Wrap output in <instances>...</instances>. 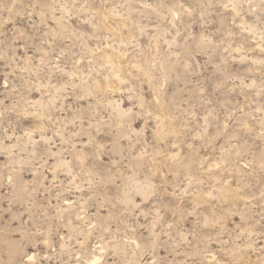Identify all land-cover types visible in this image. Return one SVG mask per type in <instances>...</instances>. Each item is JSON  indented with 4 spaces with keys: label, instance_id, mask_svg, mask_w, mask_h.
Masks as SVG:
<instances>
[{
    "label": "rangeland",
    "instance_id": "obj_1",
    "mask_svg": "<svg viewBox=\"0 0 264 264\" xmlns=\"http://www.w3.org/2000/svg\"><path fill=\"white\" fill-rule=\"evenodd\" d=\"M130 238L142 264H264V0H0V264H135L91 262Z\"/></svg>",
    "mask_w": 264,
    "mask_h": 264
},
{
    "label": "bare ground",
    "instance_id": "obj_2",
    "mask_svg": "<svg viewBox=\"0 0 264 264\" xmlns=\"http://www.w3.org/2000/svg\"><path fill=\"white\" fill-rule=\"evenodd\" d=\"M237 3V2H236ZM47 6V5H46ZM236 9V8H235ZM254 9V8H253ZM108 14V13H107ZM105 22V21H104ZM120 22V21H119ZM59 25V24H58ZM61 25V24H60ZM109 25V24H108ZM66 26V25H65ZM62 28H63V26H61ZM68 29V28H67ZM113 32V31H112ZM120 32V31H119ZM74 35V34H73ZM105 53V52H104ZM102 57H103V59H104V62L106 63V64H108V65H110V66H112V68H114L116 71L118 70V72L119 71H121V69H123L122 68V64H123V62H122V58L119 56V55H116L115 53H105V54H102ZM258 62H260V61H258ZM124 66V65H123ZM108 67V66H107ZM134 70L133 71H135L136 73H138L140 70H139V68L137 69L136 67H134L133 68ZM113 70V69H112ZM124 73V72H123ZM140 73V72H139ZM121 78L122 77H120V74H116L115 76H114V79L115 80H113V81H116V82H120V80H121ZM110 79V78H109ZM108 81V80H107ZM151 82V81H150ZM83 84V83H82ZM104 85V84H103ZM112 85V84H111ZM97 86V85H96ZM116 87V86H115ZM120 88V87H119ZM94 89H96L94 86L92 87V88H90L89 89V91H93ZM100 88H98V90H99ZM83 90V89H82ZM105 90V89H104ZM88 92V91H87ZM96 92V91H95ZM159 101H160V97H159V95L156 93L155 94V102H156V104L157 105H160V103H159ZM106 105V104H105ZM43 106H44V109H48L49 107H50V104H43ZM45 111V110H44ZM112 112H114V111H112ZM116 112V118L118 119V121L120 120L121 122H122V120H123V118H125V116H126V112L122 109V107L121 108H117V110L115 111ZM130 116H131V114H130ZM113 119V118H112ZM47 120V119H46ZM114 120V119H113ZM110 122V121H109ZM105 125V124H104ZM157 125H158V127H159V129H158V132H157V137L159 138V139H161L162 137H164L165 138V136H166V134H173L176 130H174V128H173V126H172V124L166 119V118H164L163 116H161L160 118H157ZM110 127V126H109ZM121 127V126H120ZM128 128V127H127ZM176 129V128H175ZM135 132V131H134ZM165 135V136H164ZM63 138V137H62ZM47 139V138H46ZM50 139V138H49ZM117 140V139H116ZM42 141V140H41ZM180 141V140H179ZM44 142V141H43ZM42 142V143H43ZM120 142V141H119ZM118 142V143H119ZM200 142V141H199ZM177 143V142H176ZM45 144V143H44ZM38 145V144H37ZM116 145V144H115ZM35 146V145H34ZM176 147V146H175ZM79 151V150H78ZM210 151H211V148H209V149H206V148H204V149H199V154L202 156V158H204L203 159V163H202V168L203 169H206V168H211V167H213L214 165H213V163L214 162H212L210 159L208 160H206V158L209 156V154H210ZM73 152V151H72ZM78 153V152H77ZM169 153V152H168ZM34 155V154H33ZM74 155V154H73ZM139 155V154H138ZM13 156V155H12ZM17 156V155H16ZM77 156H78V158L79 159H81L82 161H84L85 159H84V155L83 154H81V153H78L77 154ZM76 156V157H77ZM13 158V157H12ZM75 159V158H74ZM235 159V157L232 155V156H230L229 154L227 155V160H229L231 163H232V167L234 168V169H236L237 170V172H239V173H243V172H246V169H247V165H245L244 163L242 164V165H239V164H237V163H234V160ZM18 161V160H17ZM154 161V160H153ZM78 162V161H77ZM144 162V161H143ZM152 162V161H151ZM242 162V161H241ZM58 163V165H60L61 167H62V169H64L65 168V170H67V172H71L70 171V167H69V163L67 162V161H59V162H57ZM135 164V163H134ZM144 164V163H143ZM55 165H57V164H55ZM57 165V166H58ZM200 165V164H199ZM135 166V165H134ZM143 168H144V166L143 165H141ZM156 166V165H155ZM168 167V166H167ZM180 167H181V163H180V160H179V158H178V156H175V158H174V162H173V164L172 165H170L168 168H169V170L172 172V173H176L179 169H180ZM218 167V166H217ZM35 169V168H34ZM137 169V168H136ZM154 169V168H153ZM156 169V168H155ZM189 169V168H188ZM249 170V169H248ZM211 171V170H210ZM218 171V170H217ZM160 172V171H159ZM215 172V171H214ZM157 173V172H156ZM161 173V172H160ZM162 174V173H161ZM243 174H245L246 175V173H243ZM249 174V173H248ZM135 175V174H134ZM244 175V176H245ZM136 176H137V173H136ZM135 176V177H136ZM151 176H152V174H151ZM238 176V175H237ZM132 179V178H131ZM134 179V178H133ZM132 179V180H133ZM137 179V178H136ZM155 179V178H154ZM239 179V178H238ZM112 180V179H111ZM111 180H109V181H111ZM220 180V179H219ZM135 181V180H134ZM164 181V180H163ZM217 181V180H216ZM221 181V180H220ZM104 182V181H103ZM132 182V181H131ZM130 182V183H131ZM135 182H137V181H135ZM218 182V181H217ZM105 183V182H104ZM108 183V182H107ZM129 183V184H130ZM133 183V182H132ZM149 186V185H148ZM122 188V187H121ZM126 189H127V187H126ZM153 188H152V186H149L147 189L145 188V187H143V185H140V184H131L130 186H129V188H128V190H127V192L125 191V194H124V201H125V203H127V204H129V203H132L133 202V194H139L140 196H142V197H146L147 195H148V193L152 190ZM15 190H16V192H18V193H20L21 192V186L20 185H17V186H15ZM159 193V192H158ZM199 194V193H198ZM138 195V196H139ZM162 197V196H161ZM218 197L220 198V200H222V201H235V200H238V199H240V196H239V193H238V191H236L234 188H232V187H228V185L227 186H220L219 188H218ZM106 198V197H105ZM122 198V197H121ZM110 200V199H109ZM195 202H196V204L198 203V204H200V203H203V202H206V196H202V195H200V196H198V197H196L195 199ZM208 200V199H207ZM135 201V200H134ZM166 205V204H165ZM72 206V205H71ZM168 207V206H167ZM179 207V206H178ZM210 207V206H209ZM164 208V207H163ZM176 208V207H175ZM70 209V208H69ZM160 210V209H159ZM178 210V209H177ZM183 210V209H182ZM161 213H163V212H161ZM175 213V212H174ZM176 214V213H175ZM174 215V214H173ZM101 216V215H100ZM57 217V216H56ZM61 217H66V214H65V212H62L61 213ZM102 217V216H101ZM62 219V218H61ZM65 219V218H64ZM105 219V218H104ZM181 219V218H180ZM103 221V220H102ZM220 222H221V220H220ZM220 222H219V220H214V219H212V217L211 218H206V225L207 224H209V225H213L214 227L216 226V227H220ZM107 223V222H106ZM157 223V222H156ZM122 224V223H121ZM161 225V224H160ZM118 226V225H117ZM151 226V225H150ZM222 227V226H221ZM70 228H71V230L72 229H74L75 230V228H73L72 226H70ZM153 228V227H152ZM151 231V230H150ZM127 238V237H126ZM46 239V238H45ZM123 240V239H122ZM46 241V240H45ZM122 242V241H121ZM143 242V241H142ZM157 243V242H156ZM49 244V243H48ZM116 244V243H115ZM159 244V243H158ZM19 245V244H18ZM17 245V246H18ZM51 245V244H50ZM63 247V246H62ZM248 247H250V246H248ZM129 248H131V249H133L134 250V252H135V256H134V258H135V260H136V262H138L139 264H142V261L140 260V252H141V249L143 248V244L140 242V241H138V240H136V239H134V238H130V240H127V244L126 245H115V246H111V245H109V244H101L98 248H96V251H95V253L93 254V257H92V259H91V262H93V263H97V262H100L101 261V259H102V255L104 254V252L106 251V250H112L113 252H114V254L116 255V256H121V260H122V262H124L123 261V255L126 253V251L129 249ZM155 248V247H154ZM146 251V250H145ZM107 252V251H106ZM133 252V253H134ZM197 252H199V251H197ZM202 254V253H201ZM18 256V255H17ZM11 257V256H10ZM28 259L30 260V261H33L34 259H35V256L34 255H32V254H28ZM120 258V257H119ZM229 258V257H228ZM132 259H133V257H132ZM240 260V259H239ZM236 261V260H235ZM90 262V261H89ZM119 262V261H118ZM126 262V261H125ZM130 262H132V261H130ZM135 262V264H137ZM245 262V261H244ZM128 264V263H127ZM204 264H224L223 263V261H221V260H219L218 258H216L215 256H211V259H208L207 261H205L204 262ZM232 264V263H231Z\"/></svg>",
    "mask_w": 264,
    "mask_h": 264
}]
</instances>
